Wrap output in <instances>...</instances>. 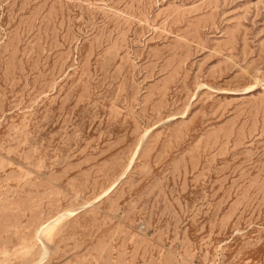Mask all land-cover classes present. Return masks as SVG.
<instances>
[{
    "label": "rangeland",
    "instance_id": "1",
    "mask_svg": "<svg viewBox=\"0 0 264 264\" xmlns=\"http://www.w3.org/2000/svg\"><path fill=\"white\" fill-rule=\"evenodd\" d=\"M29 263L264 264V0H0V264Z\"/></svg>",
    "mask_w": 264,
    "mask_h": 264
},
{
    "label": "bare ground",
    "instance_id": "2",
    "mask_svg": "<svg viewBox=\"0 0 264 264\" xmlns=\"http://www.w3.org/2000/svg\"><path fill=\"white\" fill-rule=\"evenodd\" d=\"M254 78V77H253ZM262 81H263V79H262ZM186 112V111H185ZM142 139V138H141ZM141 142H142V140H140ZM139 143V142H138ZM140 146V145H139ZM131 164H132V160H131V162H130V164H129V166H128V168L131 166ZM128 168L126 169V170H124V171H127L128 170ZM123 171V173H125ZM122 175V174H121ZM124 175V174H123ZM122 175V176H123ZM121 176V177H122ZM120 177V178H121ZM118 179L119 178H117V181L115 182V183H117L118 182ZM103 193H107V190L106 191H104ZM90 202V201H89ZM88 203V202H87ZM87 203H85V204H87ZM91 203V202H90ZM89 203V204H90ZM84 205V204H83ZM82 208V207H81ZM78 209V208H77ZM70 209V210H67V211H65V212H63V213H57V214H59L58 216H54L55 218H53L52 220L50 219H48V221H45V222H43V223H41L39 226H38V228L36 229V231H35V235H34V237L36 238V241L37 240H39V241H41V242H43L44 240H43V236L45 235V234H47L48 232H50L51 230H52V228L55 226V224L58 222V221H61V219L62 218H64V217H66V216H73V215H75V214H77L78 213V210L80 209ZM39 223V222H38ZM49 236V235H48ZM34 241V240H33ZM4 244H6V243H4ZM43 244H45L46 246H47V240H46V243L45 242H43ZM42 245V244H41ZM44 246V245H43ZM48 246H49V244H48ZM43 251H47V249L45 250V249H43ZM43 251H42V253H40L42 256H46V254H47V252L44 254L43 253ZM50 251V249L48 250V252ZM1 252H4L5 254H7L8 252H9V249H7V248H4ZM34 255V254H33ZM100 255V254H99ZM37 259V258H36ZM40 259H41V257H40ZM29 264H31V263H29ZM38 264V263H37Z\"/></svg>",
    "mask_w": 264,
    "mask_h": 264
}]
</instances>
